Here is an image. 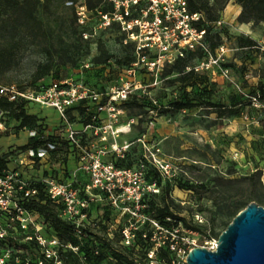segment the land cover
<instances>
[{
	"label": "rangeland",
	"instance_id": "rangeland-1",
	"mask_svg": "<svg viewBox=\"0 0 264 264\" xmlns=\"http://www.w3.org/2000/svg\"><path fill=\"white\" fill-rule=\"evenodd\" d=\"M81 1L16 0L14 6L0 4V52L9 49L5 56H0V84L36 87L74 77L82 69V63L95 61L100 55V45L112 56L106 60L105 70L87 71L90 80L108 89L118 82L121 73L128 75L123 64L130 59L133 47L121 43L122 35L117 27H99V19H95L92 26L97 29L92 41L81 39L77 13V4ZM205 2L208 9L205 15L214 30L213 41L228 49L225 60L221 65L199 71L210 76L198 78L204 82L206 79L207 83L193 88L172 82L180 73H170V68L158 75L143 73L141 80L146 85L139 89V100H131L128 107V114L135 117L136 123L116 139L121 151L128 153L121 165L141 171L149 183H156L158 190L152 193L157 195L152 201L159 205L165 203L188 222L201 226V231L192 235L197 246H209V241L219 239L233 221L235 216L225 215L221 208L226 202L221 199L222 191L227 186L231 189L227 197L232 200L238 189L251 183L256 188L254 200L264 205L261 173L254 175L260 172L264 161L261 157L264 154V79L261 76L264 22L240 21L242 6L237 0ZM26 11H33L42 20L45 32L32 31L25 26L22 16ZM221 18L223 22L218 24ZM240 37L254 39L261 48H243L239 44ZM236 58L245 60L247 66H235ZM201 61V57H194L189 64L199 65ZM50 64V73L42 76L46 65ZM229 65L232 69L226 67ZM151 83L156 84L149 86ZM203 87L206 90L202 91ZM188 100L194 104L192 108L177 106ZM225 108L227 114H220ZM30 111L41 119L37 125L23 128L10 114L0 110V123L3 124L0 156L16 164L13 160L19 158L23 145L43 141L35 149L37 161L34 165L28 164L31 155H23L26 164L18 167L26 177L39 181L50 173L57 176L64 171L67 160L78 180L88 179L78 159L66 158L65 149L59 146L65 128L57 109L32 103ZM39 152L46 154L39 155ZM106 158L111 159L109 155ZM108 202L100 201L97 209L103 217V230L115 227L119 231L125 223L133 221L138 225L151 219L145 215L144 221L139 220L137 215L123 213L110 203L107 206L111 210H106ZM128 213L130 216L126 220L124 215ZM197 213L205 217L203 223L194 221ZM160 235L158 232L157 237ZM111 263L109 258L104 264Z\"/></svg>",
	"mask_w": 264,
	"mask_h": 264
},
{
	"label": "built area",
	"instance_id": "built-area-1",
	"mask_svg": "<svg viewBox=\"0 0 264 264\" xmlns=\"http://www.w3.org/2000/svg\"><path fill=\"white\" fill-rule=\"evenodd\" d=\"M111 1L113 11L98 12V25L107 27L113 21L118 22L125 33L124 43H133L135 46L136 59L130 67L124 68L128 75L121 73L118 82L106 92H98L86 83L82 78V70L79 72L81 78L52 80L36 87L0 84V96L11 102L24 103L29 112L32 103L57 109L65 128L61 139L70 145L68 158L75 161L78 159L88 175V182L84 184L78 181L74 173L68 178L62 172L57 176L50 173L39 179L48 197L61 205L59 215L72 225V230L68 232L57 231L41 211L24 204L38 194V188L31 186L29 178L18 166L26 164L23 155L32 156L28 164L32 162L34 165L37 159L34 148L21 150L19 158L13 160L16 164L11 162L9 168L0 174V264H66L62 251L78 253L80 250V245L73 244L71 238L82 241L87 235V229L101 228L88 210L94 201L107 200L123 213H133L144 221L146 217L142 211L147 208L144 200L149 193L157 192L156 183H149L141 171L119 168L106 158L114 153L123 155L116 139L136 123L135 117L130 116L123 106L124 102L146 85L141 80L143 73L158 75L166 65L184 57L187 51L205 52V58L199 65H195L197 71L209 70L225 60L228 49L225 45H219L215 52L210 50L207 29L199 27L200 22H206L205 13H193L187 0ZM77 13L80 25L92 19V12L84 0L77 4ZM222 22L221 18L218 24ZM95 29L97 26L93 33L84 32L83 37H94ZM235 61L238 62L237 59ZM89 67L90 62L82 64V68ZM79 104L89 116L88 123L77 120L79 117L75 121L71 120L68 110ZM2 128L3 124L0 123ZM64 145L59 142L60 147ZM44 153L39 152V155ZM261 179L264 184V168ZM205 220L202 214L195 215V222L203 223ZM150 224L152 235H143L153 243L147 253L148 264L162 263L158 257L162 246L173 252L172 264H187L189 251L197 246L192 235L198 232L185 228L182 223L170 229H165L155 219H150ZM114 228L108 227L98 233L104 239L111 240L115 248L122 252L126 246L133 244L138 225L130 222L119 231ZM158 232L163 233L159 238ZM217 241L219 239L213 238L209 246L203 247L215 250L219 244ZM30 242H35L38 247L37 253L32 255L18 246Z\"/></svg>",
	"mask_w": 264,
	"mask_h": 264
},
{
	"label": "trees",
	"instance_id": "trees-1",
	"mask_svg": "<svg viewBox=\"0 0 264 264\" xmlns=\"http://www.w3.org/2000/svg\"><path fill=\"white\" fill-rule=\"evenodd\" d=\"M189 4L190 10L195 12H204L207 13V3L205 0H187ZM16 0H0V4L7 5V6H14L16 3ZM86 3L88 9L92 12V19L87 22L85 25L78 26L79 34L81 36V39L83 41L90 42L92 41L91 37L89 39H85L83 37L84 32H90L93 33L94 27L92 26V23L94 20L100 21V15L98 12L102 13H109L113 11L114 5L111 0H84ZM237 2L242 6V11L239 15V20L242 22L247 21H254V22H264V0H237ZM23 19L25 21V26L31 29L32 31H41L45 32L43 22L42 20L33 12V11H26L23 14ZM206 17V15H205ZM98 22V21H97ZM99 23V22H98ZM110 27H117L119 31L121 32V43L127 47H133V52L130 56V59L126 61V63L123 64L124 68L130 67L132 62H134L135 58V46L133 43H124L125 33L121 30L120 24L116 21H113L109 26L104 27L110 28ZM199 27H205L207 29V40L209 43V48L212 52H215L216 48L221 45L215 41H213L214 36V30L211 28V26L208 24L207 18L206 22H200ZM219 35V34H218ZM95 36V33H94ZM220 36V35H219ZM210 41V42H209ZM239 44L248 50H253L257 47L259 49L261 48V45L257 43L252 38H239ZM9 52V49H5L0 52V56L3 57ZM112 55H109L108 51L103 47V45H100V55L95 57V61L90 62L89 68H82V78L86 83H88L91 87L96 89L98 92H106L108 89H102L101 87L97 86L95 83H93L90 78L88 77L87 71H90L92 69H96L97 71H103L107 68V62L106 60L111 57ZM206 56L205 52L203 50H197V51H187L186 55L184 57H179L175 60L174 63L168 64L164 67V70L166 68H170V73L173 71H177L180 73L178 77L175 79H172V82H181L186 85V87L193 88L195 85H200L204 82L201 80H197L198 78H201L203 75L210 76L209 73H201L195 69V65H190L189 61H191L194 57H201L204 59ZM129 58V57H128ZM237 59V58H236ZM234 65L236 64L240 67L247 66V62L241 59H237ZM89 62V61H88ZM83 64V63H82ZM82 66V65H81ZM230 69L232 67L226 66ZM190 68V69H189ZM52 69V65H46L45 70L42 73V76L47 75L50 73ZM89 72V73H90ZM262 78L264 79V70L262 73ZM75 78H81L79 74L74 76ZM61 80V79H57ZM46 83V82H45ZM207 83L206 79L205 82ZM116 84V83H114ZM112 84V85H114ZM202 91L206 90L204 87L201 89ZM139 91L133 93L130 98L124 102L123 106L129 111L128 107L131 100L138 99L139 100ZM143 96V95H142ZM257 98V97H256ZM258 99V98H257ZM180 109H188L192 108L194 104L191 101L186 102H180L177 105ZM215 106V105H212ZM264 107V104H263ZM0 110L3 113H8L11 115L12 118H14L16 121L19 122L20 126L23 128H31L35 125H37L41 119L38 114L29 112L28 108L24 103L19 102H11L7 98L0 96ZM227 108L223 109L220 114H227ZM232 113L237 112L236 110H230ZM69 115L71 117L72 121H75L77 117L80 119H77L83 123H88L90 121L89 116L85 113V108L82 107L81 104L76 105L74 107H71L69 110ZM263 129L262 127V136L263 135ZM60 142H63L65 145L61 146L65 149L66 152V158L67 154L69 152L70 145L66 140L60 139ZM43 141H33L32 143H28L26 145H23L21 147V150H26L30 147L36 149L40 145H42ZM128 153L124 151L123 155H118L116 153L109 155L111 159H107L111 162H113L117 167L119 168H128L123 167L121 165V161L125 159V156ZM261 157L264 160V154L261 155ZM11 163L10 159H8L5 156H0V174L3 173L4 169L9 168V164ZM264 168V161L259 167L260 172L255 173L254 175L260 174L262 175V169ZM64 173L65 178H68L70 174L72 173V168L70 166V163L65 160L64 162ZM46 172V171H45ZM253 175V176H254ZM29 181L32 183L31 186L38 188V194L31 198L29 201L25 202V206L28 208H34L36 210L41 211L44 216L46 217L48 223L57 231H65L68 232L72 230V225L65 219H63L60 214V209L62 208L61 205H58L54 203L48 195L45 193V191L42 189V184L40 181H32L29 179ZM80 183L84 184L88 182V179L78 180ZM262 181V179H261ZM264 187V184H263ZM231 189L227 186L222 191V201H226L224 205H222V213L225 215H233L236 216L238 214V210L242 207H246L251 201H255L254 197L256 196V188L251 185V183L247 184L246 187L238 189L235 194L232 195L233 199L231 200L228 198L227 193H229ZM155 193H149L144 202L147 203V208L143 210L142 212L148 217L150 216L151 219H155L159 222L160 225H162L165 229H170L171 226H177L180 223L183 224L185 228L191 229L193 231H197L198 233L201 231V226L197 223L192 224L187 221L185 217L180 216L179 214L175 213L171 210V208L166 205L165 203L163 205L157 204L155 201H152V197L156 196ZM102 202V201H101ZM217 202V201H216ZM100 201H94L90 204L89 211L90 214L95 216L96 221L101 225L100 229H87V235L80 241L77 238H71L73 244H79L80 250L78 253H75L71 250L62 251L65 259L66 264H104L106 263L107 259H111V264H148L146 258L147 253L150 248H152L153 243L149 239L144 238V234L147 233L148 236L152 235L151 231V224L150 221L145 220L143 223L138 224V228L135 231V240L133 244L128 245L124 248L122 252L118 251L115 246L113 245V242L111 240L104 239L101 235H99V231H104L102 229V224L104 223L103 217H100V215L97 212V209L99 207ZM259 203V202H258ZM108 203H106L107 206ZM110 206V205H109ZM112 206V205H111ZM108 207V206H107ZM110 208H106V210H109ZM244 209V208H243ZM111 210V209H110ZM130 214H125L124 218L127 220L129 219ZM170 218L171 220H168ZM132 223H135L131 221ZM129 224V223H128ZM125 223L123 226L128 225ZM121 227V228H122ZM163 234V233H162ZM168 236V235H165ZM218 237L219 234H216ZM119 238L117 239V241ZM21 248L25 250L27 254L32 255V253H37V245L35 242L30 243H23L18 245ZM98 250V252H96ZM84 257V259H82ZM158 257L160 260H162L161 264H172L171 260L173 258V252L169 250V248L162 246L159 248L158 251ZM35 264V263H32Z\"/></svg>",
	"mask_w": 264,
	"mask_h": 264
},
{
	"label": "water",
	"instance_id": "water-1",
	"mask_svg": "<svg viewBox=\"0 0 264 264\" xmlns=\"http://www.w3.org/2000/svg\"><path fill=\"white\" fill-rule=\"evenodd\" d=\"M215 250L192 248L187 264H264V205L251 201L219 236Z\"/></svg>",
	"mask_w": 264,
	"mask_h": 264
},
{
	"label": "bare ground",
	"instance_id": "bare-ground-1",
	"mask_svg": "<svg viewBox=\"0 0 264 264\" xmlns=\"http://www.w3.org/2000/svg\"><path fill=\"white\" fill-rule=\"evenodd\" d=\"M228 7H229V5H228Z\"/></svg>",
	"mask_w": 264,
	"mask_h": 264
}]
</instances>
